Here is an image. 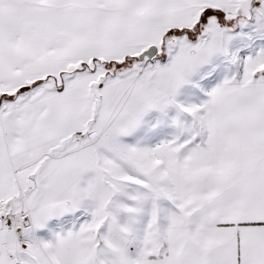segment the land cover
Wrapping results in <instances>:
<instances>
[{
    "label": "snow or ice",
    "instance_id": "1",
    "mask_svg": "<svg viewBox=\"0 0 264 264\" xmlns=\"http://www.w3.org/2000/svg\"><path fill=\"white\" fill-rule=\"evenodd\" d=\"M0 264H264V0H0Z\"/></svg>",
    "mask_w": 264,
    "mask_h": 264
}]
</instances>
